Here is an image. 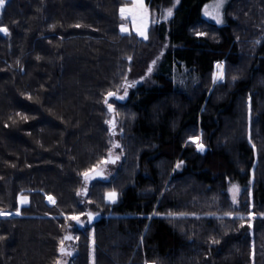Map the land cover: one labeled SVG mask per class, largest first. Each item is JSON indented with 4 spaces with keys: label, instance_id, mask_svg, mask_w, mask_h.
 I'll use <instances>...</instances> for the list:
<instances>
[{
    "label": "trees",
    "instance_id": "1",
    "mask_svg": "<svg viewBox=\"0 0 264 264\" xmlns=\"http://www.w3.org/2000/svg\"><path fill=\"white\" fill-rule=\"evenodd\" d=\"M146 1L147 40L120 31L130 0L0 8V210L21 213L0 217V264H264V0H231L226 25L204 16L212 0L167 18L173 0ZM117 114L125 168L86 180L117 145ZM200 134L205 152L188 142ZM235 180H253L239 206Z\"/></svg>",
    "mask_w": 264,
    "mask_h": 264
},
{
    "label": "rangeland",
    "instance_id": "2",
    "mask_svg": "<svg viewBox=\"0 0 264 264\" xmlns=\"http://www.w3.org/2000/svg\"><path fill=\"white\" fill-rule=\"evenodd\" d=\"M230 1L231 0H225L223 8L220 9V13L222 14V18H223V21H224L222 24H225V25L228 23L227 22V18H228L227 6L230 4ZM216 2H217V0L210 1L209 3H207L205 5L204 10H203L204 16L207 19H209L211 21H214V22H216V20L213 19L212 17L215 16L216 9H215V7H213V5ZM134 3H135V0H130V3L123 4L120 7V9L122 7L131 8ZM144 4H145V6L147 8V11H148L147 35H148V38H149L150 29H151V25H152V22H153V14H152V11L150 10L149 6L147 5V1L146 0H144ZM177 4L178 3L176 2V0H173L170 3H168L167 5H164L163 9H167V10L168 9H172L173 10L177 6ZM206 7H207V12L211 13V16L206 14ZM120 15H121V13H120ZM121 16L125 19V21H123L120 24V31H121V25H123L125 28L128 29V31L127 32H122L121 31L122 33L126 34V33L134 32L140 38L144 39L136 31L137 24L140 23L139 17L138 16L134 17L132 14L127 13V12L124 15H121ZM156 18H157V13H155V15H154V22L156 21ZM217 24H221V23H217ZM217 64L220 65L219 69L217 68ZM219 71L223 72L224 78H223V80H214V83H221V82H224L225 79H226L227 66H226V63L224 61H220V62L216 63L215 71H214V77L218 74ZM126 81L128 82L129 79H127ZM112 104L114 106H116L115 102H113ZM116 117H117V125H116L117 129H116V137H115V139H116V144H119L120 147L117 148L115 145H113V147H111V150L109 152L108 158L111 155L114 159L116 157H119L120 160L117 159V161L113 164L111 162H106V161H108V158H106L103 162H101L98 166L95 167V169L99 173V177H101L104 182H107V181L109 182L117 174V172H119L121 169L125 168V164H124L125 162H123V160H125V158H124L125 157V153L123 152L124 151V149H123L124 148V144H123V128H121V126H120L121 124L119 122L118 114L116 115ZM196 137L200 138L201 142L205 145V151H206L207 150V146L204 143L203 138L201 137V134L199 136H196ZM191 138H193V137H191ZM188 142H191L190 138L188 139ZM205 151H203V152H205ZM124 171L126 172V170H124ZM93 174H95V173H93ZM252 183H253V180L250 183V185H252ZM249 186H247V187H249ZM247 187L244 186L243 184H241L240 181H237V180L230 182L229 195H230L231 201H233L236 206H239L240 204L243 203V197H244V194H245V191H246ZM106 195L107 194H105V199H106L107 202H109L107 200V198H106ZM21 197L27 198L28 203L27 204H21V202H20ZM18 200H19V208H21L22 206L28 205L30 203V196L26 195V194L25 195H20ZM118 200H119V198H118ZM4 212H11V211H4ZM95 212H98V210H95ZM11 213H13V215L15 214V212H11ZM251 217H253V216H251Z\"/></svg>",
    "mask_w": 264,
    "mask_h": 264
},
{
    "label": "snow or ice",
    "instance_id": "3",
    "mask_svg": "<svg viewBox=\"0 0 264 264\" xmlns=\"http://www.w3.org/2000/svg\"><path fill=\"white\" fill-rule=\"evenodd\" d=\"M176 2L178 3L179 0H176ZM224 2H225V0H217V2L213 5V7H215V9H216V14L212 18L215 19L217 23H221V24L224 21L222 18V14L220 13V9L223 8ZM5 4H6V0H0V8H3L5 6ZM126 12L132 14L134 17H136V16L139 17L140 23L137 24L136 31L141 37H143L145 40H147L148 39V35H147L148 11H147V8L144 4V0H135V3L132 5L131 8L122 7L120 9L121 15H124ZM172 14H173L172 9H168L166 12V18L171 17ZM206 14L211 16V13L207 12V7H206ZM77 27H79V25H77ZM121 31L127 32L128 29L125 28L123 25H121ZM8 32H9V30L7 27L0 26V33L8 34ZM198 35H204V34L198 33ZM38 59H39V57H38ZM129 59H131V58H129ZM155 63L156 62L153 61V65ZM217 68L218 69L220 68L219 64H217ZM151 71H152V69L149 68L148 69L149 74L151 73ZM223 78H224L223 72L219 71L218 74L214 77V80H223ZM234 79H235V77H233V80ZM128 87H131V85L125 84V88H128ZM107 95L109 98L115 97L117 100L123 101L125 99V97L127 96V91H125L124 95H121V96H117V94L115 92H111V91L108 92ZM105 103H108V101L105 100ZM108 107L110 110L114 111L112 104H108ZM250 112H251V109L249 108V119H251ZM111 123L113 124V126H115V120L111 121ZM190 140L192 143H194L196 145V147L199 151H201V152L205 151V145L201 142L199 137H193V138H190ZM116 147L119 148L120 145L117 144ZM253 147H255V145H253ZM117 159H119V157H116L115 159H112L111 161H106V162H111L114 164ZM180 166H181L180 163H177L176 167L180 168ZM93 173H95L96 175H99V173L97 172V170L95 168L89 169V170L83 172L82 175L87 180V179L91 178V174H93ZM84 194L87 195V189L84 190ZM106 198L109 202L116 203V201L119 198V194L116 191H111V192L107 193ZM48 199L53 204L55 203V200L53 199L52 196H49ZM20 202H21V204H27L28 203L27 198H24V197H21ZM20 214L21 213H20L19 209H17V211L15 212V215H20ZM11 215H13V213L4 212L3 210H0V217L11 216ZM169 215H172V214H169ZM181 215H183V214H181ZM228 215H231V213H228ZM249 215L254 216L253 213H249ZM87 216L90 220L95 218V215L93 213H87ZM68 218L72 221H76L77 223L80 222V216L79 215H72L71 217H68ZM238 218L244 219L243 216H240ZM241 226L243 227V225H241ZM0 239H4V237H0ZM65 239H72V237H65ZM211 242H212V244H218L219 243V241H217L215 239H212ZM92 243H93V248H94L95 247V240L94 239H93ZM60 245H61L60 252L62 255H72L71 252H67L66 249L64 248V240L60 241ZM253 255H254V253H253ZM55 264H64V262L62 260L58 259L55 262ZM92 264H95L94 254H93ZM145 264H148V262L146 261Z\"/></svg>",
    "mask_w": 264,
    "mask_h": 264
},
{
    "label": "water",
    "instance_id": "4",
    "mask_svg": "<svg viewBox=\"0 0 264 264\" xmlns=\"http://www.w3.org/2000/svg\"><path fill=\"white\" fill-rule=\"evenodd\" d=\"M108 100H110V98L108 97ZM113 109H114V111L113 110H111V112L112 113H114L115 112V108H114V106H113ZM113 120H115V125H116V118H115V116L113 115V117H112V120L111 121H113ZM111 123V122H110ZM115 128V126H113V124L111 123V130H113ZM112 159H114L111 155L109 156V158H108V161H111ZM117 161V160H116ZM97 177H99V175H96V174H91V178L92 179H96ZM94 214V213H93ZM90 220V219H89ZM96 221V219L94 218V219H91L90 220V223H94Z\"/></svg>",
    "mask_w": 264,
    "mask_h": 264
}]
</instances>
